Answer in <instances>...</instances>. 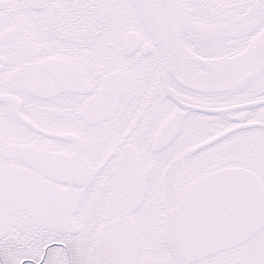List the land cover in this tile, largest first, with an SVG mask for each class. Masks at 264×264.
<instances>
[{"label": "snow or ice", "instance_id": "6c2138e0", "mask_svg": "<svg viewBox=\"0 0 264 264\" xmlns=\"http://www.w3.org/2000/svg\"><path fill=\"white\" fill-rule=\"evenodd\" d=\"M0 264H264V0H0Z\"/></svg>", "mask_w": 264, "mask_h": 264}]
</instances>
